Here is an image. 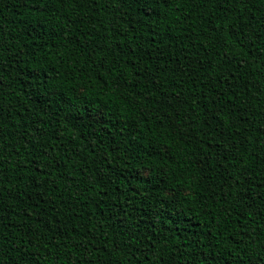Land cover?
<instances>
[{"label": "trees", "instance_id": "obj_1", "mask_svg": "<svg viewBox=\"0 0 264 264\" xmlns=\"http://www.w3.org/2000/svg\"><path fill=\"white\" fill-rule=\"evenodd\" d=\"M159 5L0 0V264H264V4Z\"/></svg>", "mask_w": 264, "mask_h": 264}, {"label": "snow or ice", "instance_id": "obj_2", "mask_svg": "<svg viewBox=\"0 0 264 264\" xmlns=\"http://www.w3.org/2000/svg\"><path fill=\"white\" fill-rule=\"evenodd\" d=\"M193 2V0H160V5L161 7L165 6V5H169L168 7V11H171L172 8H175L177 10H179V8L183 7L185 4H191ZM196 3L203 5L205 3H218V0H195ZM259 3L264 4V0H259ZM225 11H227V5L225 4ZM262 15H264V13H262ZM177 20L180 19L179 16L176 17ZM227 28H228V24H224L223 26H221L220 24H216L214 25L213 31H221L222 35L221 38L224 39L225 43H229L232 40V36L228 34L227 32ZM258 39L264 40V36H260L258 37ZM239 43L241 45H243V40H239ZM76 70L73 69V72H75ZM77 75H79V73H77ZM92 77L90 76H85L84 80H91ZM77 83H80L79 81ZM73 88H75V85H73ZM99 90L101 92L103 91H108L111 93H114V95L110 96L109 99L113 100L116 104H120L121 103V99H120V95L117 93L116 88L111 84L110 82V77H106L105 78V84L101 87H99ZM90 95L87 85L86 84H81V87L79 89V91L76 93V99L75 101L72 100L71 97H69L68 101L65 104V107H68L69 112L73 113V116L71 117V119L75 118V114H79L80 109L78 107V103L79 101H81L83 98H86ZM228 99H232L231 97H229ZM220 103H222V101H220ZM242 107V105H241ZM102 114V113H101ZM67 116V114H66ZM217 116L220 118L221 120V127H227L226 124L223 123L224 120L227 119V115L226 114H220L217 113ZM65 129H67V125H64V128L60 129V135H58L57 139L60 140L61 142H64V131ZM68 137L71 138L72 137V133L68 132L67 133ZM69 159H71V157H69ZM54 167H60V165H54ZM52 178L55 179V177H52L51 172H48L45 175H42L39 179L44 180L45 178ZM0 178H2V174H0ZM37 187H39V185H37ZM227 257L224 256V252L221 251L219 255L216 254H211L208 259L209 260H216L219 262V264H252V257L249 255L248 257L245 256L244 254V250L243 248H241L240 250L237 251H233L232 248H228L227 249ZM64 264H68V261L65 260Z\"/></svg>", "mask_w": 264, "mask_h": 264}]
</instances>
